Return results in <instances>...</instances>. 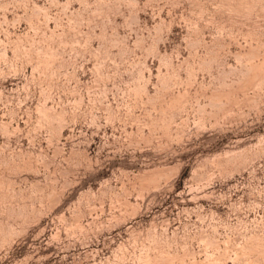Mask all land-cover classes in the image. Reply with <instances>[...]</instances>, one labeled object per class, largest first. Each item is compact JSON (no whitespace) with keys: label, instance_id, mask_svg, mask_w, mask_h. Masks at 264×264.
I'll use <instances>...</instances> for the list:
<instances>
[{"label":"rangeland","instance_id":"obj_1","mask_svg":"<svg viewBox=\"0 0 264 264\" xmlns=\"http://www.w3.org/2000/svg\"><path fill=\"white\" fill-rule=\"evenodd\" d=\"M0 264H264V0H0Z\"/></svg>","mask_w":264,"mask_h":264}]
</instances>
